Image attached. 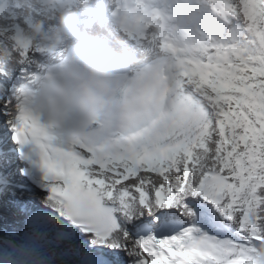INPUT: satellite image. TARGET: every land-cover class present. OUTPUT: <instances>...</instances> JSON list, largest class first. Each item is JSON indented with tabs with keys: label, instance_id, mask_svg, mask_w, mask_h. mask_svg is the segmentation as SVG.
<instances>
[{
	"label": "snow or ice",
	"instance_id": "obj_1",
	"mask_svg": "<svg viewBox=\"0 0 264 264\" xmlns=\"http://www.w3.org/2000/svg\"><path fill=\"white\" fill-rule=\"evenodd\" d=\"M21 3L33 16L57 6ZM207 3L236 26L226 42L192 48L165 33L153 0H114L109 34L129 55L111 107L80 137L27 105L56 51L20 32L0 47L18 57L0 61V196L11 213L0 217V264H254L264 242V0ZM17 174L31 186L25 201L10 193Z\"/></svg>",
	"mask_w": 264,
	"mask_h": 264
},
{
	"label": "clouds",
	"instance_id": "obj_2",
	"mask_svg": "<svg viewBox=\"0 0 264 264\" xmlns=\"http://www.w3.org/2000/svg\"><path fill=\"white\" fill-rule=\"evenodd\" d=\"M95 0H71V5H61L57 0L50 15H35L26 37L53 53L63 46L82 56H64L54 61L48 72L31 88L27 105L49 128L65 138L83 136L95 125L102 114L111 107L121 73L107 66L110 61L124 62L129 53L117 47L103 33L85 35L76 31L81 10ZM114 0H108L111 5ZM40 0H32V7H39ZM31 11V9L29 10ZM14 49H0V61L11 64L18 61ZM140 57L151 55L145 48L138 49ZM55 230L54 224L47 226ZM20 264H39L34 256H23ZM254 264H264V242L255 253Z\"/></svg>",
	"mask_w": 264,
	"mask_h": 264
},
{
	"label": "bare ground",
	"instance_id": "obj_3",
	"mask_svg": "<svg viewBox=\"0 0 264 264\" xmlns=\"http://www.w3.org/2000/svg\"><path fill=\"white\" fill-rule=\"evenodd\" d=\"M201 1L205 2V0H201ZM22 9H23V5L21 3V0H11L7 9L3 11L2 13H0V32L3 33L2 35H0V47L2 46L11 47L13 43V41L11 40V36L15 35L17 32H20L21 34L26 36L29 26L34 22V16L30 15L26 11H23ZM201 12L204 13L202 14V18H204V15L208 17V12L202 6L200 7V10L194 11L192 13L193 15L190 14L189 17L190 16L198 17V15ZM197 19L200 20V18H197ZM208 27L209 25H207V28ZM4 29H7V31H5ZM185 29L189 31L187 34H185L182 37H177V38L172 36L171 39L176 40L180 45L192 47V48L207 46L211 43H221L219 39H221L223 36L222 34L216 33V35H219V36L214 35L215 38H213L212 41H205V40H200V39L195 38L193 34L189 35L190 31L191 33L192 31H197V29L194 28L193 25H190L187 28L185 26ZM219 30L220 32L221 30H224L225 35L228 34L227 29H225V26H223ZM1 201L2 199H0V205H1Z\"/></svg>",
	"mask_w": 264,
	"mask_h": 264
},
{
	"label": "rangeland",
	"instance_id": "obj_4",
	"mask_svg": "<svg viewBox=\"0 0 264 264\" xmlns=\"http://www.w3.org/2000/svg\"><path fill=\"white\" fill-rule=\"evenodd\" d=\"M236 26V25H235Z\"/></svg>",
	"mask_w": 264,
	"mask_h": 264
}]
</instances>
